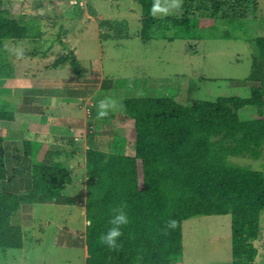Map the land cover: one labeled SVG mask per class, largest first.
Segmentation results:
<instances>
[{
    "label": "trees",
    "instance_id": "obj_1",
    "mask_svg": "<svg viewBox=\"0 0 264 264\" xmlns=\"http://www.w3.org/2000/svg\"><path fill=\"white\" fill-rule=\"evenodd\" d=\"M137 1L144 11L142 34L146 41L154 38L155 28L175 30L174 36L162 37L170 41L178 37L201 39L193 32L200 21L214 25L211 20L216 23V18L227 17L224 13L228 8L234 14L246 5L251 11L256 6L252 0H181L179 15L157 18L152 6L162 0ZM24 3L0 0V49L25 39L39 42L53 37L63 44L64 33L56 31L52 36L50 30L64 15L58 11L52 18L43 14L27 19L22 14ZM51 3L59 2L34 0L32 12L40 14ZM44 18V24L37 22ZM45 27L49 32L42 29ZM253 43L264 63V36L254 38ZM3 63L0 60V68ZM65 63L81 76L72 50L61 53L52 64L57 67ZM257 68L255 59L248 80L254 79ZM260 83L250 98L219 97L188 105L170 96L122 100L121 113L133 120L130 137L134 154L116 145L112 151L90 146L85 152V264H172L183 252L185 220L224 214L232 219L233 264H258L254 241L264 212V173L233 163L230 158L261 156L264 77ZM246 106L255 109L256 117L241 119L239 113ZM24 116L9 111L0 101V121L22 122ZM26 146L29 154L31 143ZM5 151V133L0 128V249H21L24 233L12 225L13 214L24 203L69 204L71 198L63 193L71 183L72 169L59 161L32 159L24 177L25 189L6 190L3 183L9 171Z\"/></svg>",
    "mask_w": 264,
    "mask_h": 264
},
{
    "label": "rangeland",
    "instance_id": "obj_2",
    "mask_svg": "<svg viewBox=\"0 0 264 264\" xmlns=\"http://www.w3.org/2000/svg\"><path fill=\"white\" fill-rule=\"evenodd\" d=\"M24 1L22 14L24 13L23 16H27L26 18L35 19L44 16L43 14L52 18L62 9L65 12L68 9L74 10V15L71 17L76 18L66 23L63 18L57 26L55 23L56 28L52 26L50 30L52 36L56 31L67 35L69 42L66 44L69 47H77V53H80L84 64L83 71L88 69L91 62L86 58L96 60L94 64L96 66L97 63L100 68L98 74L105 80L113 81V91H117L120 95L125 96V93L129 91L128 87L131 86L130 93L135 97L151 96L150 88L155 85L161 87L160 90H155L157 93H162H158L159 97L170 96L184 105L197 100L216 101L219 97L248 98L251 95L250 88L243 85L245 83L243 77L250 71L251 53L250 47L245 46L244 38L256 37V33L264 30V0H257L254 7L255 13H258V19L240 18L232 14V10L228 8L224 13L228 15L227 17L222 15L216 18V23L211 20L214 25L208 21H200L197 24L193 32L196 35L200 34L201 39L178 37L172 41L162 37L164 34L168 37L174 36L175 30L162 31L160 28H155L154 38L148 41L144 39L141 25L144 11L137 0H49L58 1L60 5L51 3L45 9H41L40 14L32 12L31 5L34 0ZM68 1L67 7L64 6ZM180 1L162 0L161 3H154L152 13L157 18L179 15ZM85 7L91 10L94 19H89L90 16L85 14L86 10L82 11L81 8ZM42 29L49 32L48 27ZM54 39L52 37L49 41H39L36 45L30 46L9 42L1 47L0 60H4V63L0 68V99L10 103L15 111L17 110L16 101L18 106H22L29 92L20 91L30 89L26 86L20 87L25 83L22 85L19 80L21 77L15 74L13 65L21 64L19 69L21 72L25 70V66L28 67L26 69L28 71L41 68L40 64L31 67L30 62L21 61V54L32 51L45 52V55L49 56L48 61L59 58L64 49ZM56 42L57 47L49 48V44L54 45ZM255 48L258 50L256 45ZM236 51L242 52L240 58L237 57ZM46 60L47 58H43L42 64ZM260 70L259 67L258 71ZM47 71H51L47 75L56 80H61L65 77L64 75H67L62 68L58 71ZM32 72L34 73L33 70ZM32 80L36 83L39 81L46 88L53 83H58L56 80H45V82ZM17 86L19 88L16 89ZM153 94L157 95L155 92ZM8 97L12 100H7ZM71 101L74 102V99L70 100V104ZM92 104L93 101L90 100L86 103L90 107ZM57 111L62 114H71L61 108ZM74 111L76 114L72 115L83 117L81 110L76 108ZM239 115L242 120H250L256 117V112L252 106H246ZM24 117L28 124L36 125L39 122L38 118L35 121L27 116ZM86 118L91 119L87 116ZM118 120L114 122L116 129L106 122L104 126L100 122L93 126L94 130H97L95 132L99 146L106 148L105 144L112 142L116 137L127 144L125 150L132 155L134 152L131 144L134 141L130 137V129L133 121ZM39 123L41 131H47L41 126V123L45 122ZM21 125L22 123L17 125L10 121L0 122V128L7 130L8 133H10V126L16 130ZM59 130L64 128L61 127ZM75 134L80 136L82 130H77ZM26 137H31L34 151L39 146L44 149L45 142L42 139L36 140L31 134H27ZM84 148V146L77 148L75 158L67 160V164L72 169V178L63 194L70 197L71 202L69 204L47 202L32 204V208L29 209L28 226L23 228L24 247L0 249V264H14L8 262L7 257H13L17 264H85L84 210L87 192ZM230 160L264 173V147L261 149L259 158L232 157ZM26 207L29 206L26 205ZM231 220L230 214L199 215L185 220L182 225L183 252L172 260V264H233ZM260 229L254 245L258 251V264H264V212L261 214Z\"/></svg>",
    "mask_w": 264,
    "mask_h": 264
},
{
    "label": "crops",
    "instance_id": "obj_3",
    "mask_svg": "<svg viewBox=\"0 0 264 264\" xmlns=\"http://www.w3.org/2000/svg\"><path fill=\"white\" fill-rule=\"evenodd\" d=\"M256 1L257 0H252L251 2L256 4ZM62 2H66V1H62ZM68 4H69V1L64 6L67 7ZM59 5H60V2H59ZM247 6L248 5L244 6L245 8H239L238 11L234 13L235 16H238L240 18L246 17L247 19H255V18L258 19V13L251 11L250 9H248ZM81 9L82 11L86 10L85 14L91 17V18L89 17V19H94L92 17L93 14L91 13L90 9L86 7L81 8ZM59 13H62L63 15H65V23L68 20L76 18V17H71L72 15H74L73 14L74 10H71V9H68L67 12H65L62 9L59 11ZM38 21H39L38 23L44 24V22H46L47 19H44V20L39 19ZM141 25H142V22H141ZM259 32L260 33H256V37L264 36V30H260ZM256 37L244 38L247 43V44L245 43V46L250 47L251 53H250V64H249L250 71L247 72V75L243 77V79L245 80L244 81L245 83H243V85H246L248 88H250L251 95H252V89L256 86H260L261 85L260 80L261 78L264 77V63L259 60V54H258L259 52L258 50H256L255 44L253 43V39ZM62 38H63L64 43L62 44L59 42V44H61L62 48L64 49L62 53H66V54L70 53V50L74 52L77 60L79 61L80 67H81L80 77H77L75 70L72 68L70 63L60 64L57 67L53 66L52 63H54L56 59L53 61L51 60L48 61L49 56H46L45 52L32 51V52H26L24 54H21V57H20L21 61H26L27 63L30 62L31 67L37 64L41 65V68L32 69L34 73L32 72V70L30 71L26 70L28 68L26 66H25V70L21 72V70H19L21 68L20 67L21 64L19 66L18 65L16 66V64L13 65L15 74H17L18 77H21L19 80H21L22 85L25 83V85L20 86V87L26 86V87H29L28 89L30 90L20 91L22 93L23 92L25 93L28 91L29 92L27 93L28 95L26 97V101L23 103L22 106H18L17 101H16L15 108H17L18 111L17 110L15 111V109H12L11 104L7 103L6 101H3V104L8 105L9 111H15L21 114L24 113L25 116L35 121L38 118L37 121L45 122V123H41V126L46 128L47 131H44V132L41 131L39 122L36 125L28 124L26 119L22 122L10 121V123L11 122L16 123L17 125H20L22 123L21 127L16 126V127H20V128H17L16 130H14V128L13 127L11 128L10 126V133H8L7 130L3 129L5 133V150H6L5 157L7 161V170L9 171V177L8 179L4 180V183H3V187L6 190L22 191L25 189L26 186L24 182V177L26 176L27 169L28 167H30V163L32 159L43 160L47 163L59 161L64 164H67V160L69 158L71 159L75 158L77 151H78L77 148H80L83 146L85 147L84 156H85V152L87 148L90 146H95L102 150L106 149L105 151H112L115 145L123 149L127 148V144L123 142L122 140H119L116 137L113 138L112 142H107L105 144L106 148L99 146L100 144L96 136L97 133L95 132L97 130H94L93 126L97 122L98 123L100 122L102 126H104L105 122L108 125L112 124V126H114L115 125L114 122L117 121L118 119L122 121H127L129 119V118H126L121 113L120 103L122 102L124 98L128 96L135 97L133 94L130 93L131 86L128 87L129 91L125 93V96L120 95V93H118L117 91L114 92L113 91L114 82L111 80H105L102 76L98 74V71L100 68L98 67L97 63L95 66L94 62L96 60L94 59L92 60V58H86V60H89L91 62L88 66V69L86 71H83L82 70V68H84L83 60L80 57V53H77V47H69L66 44L67 42H69L67 35L64 34ZM12 42L15 44L17 43V45L21 44V45H27V46H30L32 44L36 45L38 43L37 40H33V39H25V40H18V41H12ZM54 47H57V42L53 45V48ZM236 53L238 55L237 57L240 58V55H242V52L236 51ZM43 58L44 59L47 58L44 64H42ZM255 59L258 60V68L260 67L261 70L259 72L257 68L256 73H254L255 75L254 79L248 80V77L253 72V65H254ZM59 68H62L67 73V75H64L65 77L61 78V80H56L54 77L47 75V73H51V71H47V70L58 71ZM32 79L40 80V81L43 80V82H45V80H56L58 81V83L56 84L53 83L52 85L48 86V88H46V86L45 85L42 86L41 83H39V81L38 83H36ZM60 83L62 85H60ZM142 86L146 87L145 85H142ZM148 87L149 86H147V88ZM17 88H19V86H17L16 89ZM160 89H161L160 86L155 85L150 88V92H151L150 94H152L151 96L140 95L136 97H144V96L159 97L158 93L160 92L157 93L155 90H160ZM109 91L111 92L109 93ZM154 92L157 95H154L153 94ZM11 93H8V94H11ZM8 98L7 100H12L11 97H8ZM72 99H74V102L71 101V104H70V100ZM63 100H64V103H63ZM89 100L91 102L93 101V104L91 106L92 108L91 119H87L85 115V105L86 103L89 102ZM59 108L64 109V111H68L71 114H68V113L62 114L60 113V111H57V109ZM73 108L74 109L77 108L79 111L81 110L83 112V115H82L83 117H77L76 115H72V114H76ZM59 118H62V119H59ZM81 120L83 121V123H79ZM0 122L2 123L3 121H0ZM61 124H64V125L61 126ZM61 127H63L64 130L60 131L59 128ZM116 128L117 127L114 126V129ZM77 130H82V134L80 136L75 134ZM27 134H31L36 140L42 139L45 142L44 149H41V147L39 146L34 151V144L31 140V137H26ZM27 142L28 144L31 143V146H30L31 152L29 154H27V146H26ZM132 145L133 143L131 144V148H132ZM47 203L54 204V202H47ZM32 204L34 203H24L21 205V207L12 216V220H11L12 225L19 226L22 229L25 226H28L27 223L29 222V217H30L29 209L30 207L32 208L31 206ZM26 205L29 207L27 208ZM84 214H85V210H84ZM2 250H5V249H2ZM84 252H85V249H84ZM85 258H86V255L84 257V260ZM6 260H8V262L17 264L14 261L13 257H9V258L7 257Z\"/></svg>",
    "mask_w": 264,
    "mask_h": 264
},
{
    "label": "built area",
    "instance_id": "obj_4",
    "mask_svg": "<svg viewBox=\"0 0 264 264\" xmlns=\"http://www.w3.org/2000/svg\"><path fill=\"white\" fill-rule=\"evenodd\" d=\"M85 115L87 117H91L92 116V108L88 105H85Z\"/></svg>",
    "mask_w": 264,
    "mask_h": 264
}]
</instances>
